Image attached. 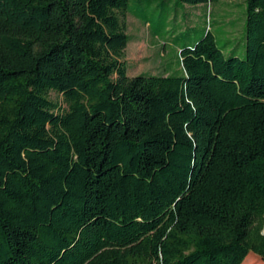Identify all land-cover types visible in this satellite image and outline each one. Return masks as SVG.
I'll return each instance as SVG.
<instances>
[{"label": "trees", "instance_id": "1", "mask_svg": "<svg viewBox=\"0 0 264 264\" xmlns=\"http://www.w3.org/2000/svg\"><path fill=\"white\" fill-rule=\"evenodd\" d=\"M128 1L0 0V264L264 263V0L134 77Z\"/></svg>", "mask_w": 264, "mask_h": 264}, {"label": "rangeland", "instance_id": "2", "mask_svg": "<svg viewBox=\"0 0 264 264\" xmlns=\"http://www.w3.org/2000/svg\"><path fill=\"white\" fill-rule=\"evenodd\" d=\"M120 20L124 21L129 37L121 59L129 77L164 74L165 67L178 72L176 46L183 47L190 40L193 43L205 28L210 30L224 54L234 50L239 58L244 57L245 0H219L196 6L179 2L176 5L174 0L164 4L158 0H129L127 13ZM144 20L151 24V30L144 25ZM49 98L64 107L60 95L50 92ZM242 264L264 263L250 253Z\"/></svg>", "mask_w": 264, "mask_h": 264}]
</instances>
